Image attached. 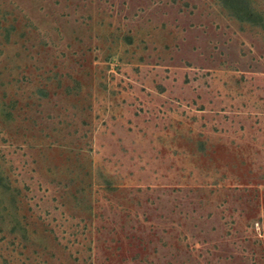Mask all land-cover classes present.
<instances>
[{"label":"rangeland","instance_id":"rangeland-1","mask_svg":"<svg viewBox=\"0 0 264 264\" xmlns=\"http://www.w3.org/2000/svg\"><path fill=\"white\" fill-rule=\"evenodd\" d=\"M0 264H264V0H0Z\"/></svg>","mask_w":264,"mask_h":264}]
</instances>
